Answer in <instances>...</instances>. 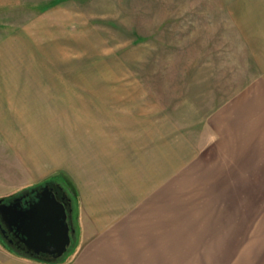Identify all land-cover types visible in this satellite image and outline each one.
Listing matches in <instances>:
<instances>
[{
    "label": "rangeland",
    "instance_id": "374dc122",
    "mask_svg": "<svg viewBox=\"0 0 264 264\" xmlns=\"http://www.w3.org/2000/svg\"><path fill=\"white\" fill-rule=\"evenodd\" d=\"M262 99L264 0H0V199L64 187L76 231L81 180L101 165L136 190L144 138L169 173L138 206L147 238L170 264L236 262L232 212L263 208L264 184L229 152L255 145Z\"/></svg>",
    "mask_w": 264,
    "mask_h": 264
},
{
    "label": "crops",
    "instance_id": "0c3cea01",
    "mask_svg": "<svg viewBox=\"0 0 264 264\" xmlns=\"http://www.w3.org/2000/svg\"><path fill=\"white\" fill-rule=\"evenodd\" d=\"M261 105L259 119L262 122L258 123L256 142L252 141L255 145L252 144L253 147L250 148V142L242 147L234 146L229 152L231 158L235 160L242 156L240 159L242 165H239L242 171H252L254 168L259 170V175L254 180L256 185L264 184V101ZM61 118L74 119L73 112ZM54 119H57V116ZM144 134L143 132L142 135ZM142 142L139 151L140 160L136 165V173L140 178L136 190L133 186L131 191H126L125 187L122 190L119 182L111 180L104 182L106 176H110L111 179V170L101 165L97 166L94 177L81 180L82 199L86 204L81 213L83 226L76 230V246L67 257L57 261L33 257L18 252L8 245L0 244V264H170L169 244L159 240L154 242L147 238L150 221L147 211L146 215L144 214L145 220L139 223L141 209L139 210L138 206L145 201L155 199V190L163 186L164 179L169 177L167 162L164 164L161 158L154 165L151 154L147 152V141L143 138ZM248 154L255 157L253 164L243 160V158L249 159ZM255 194L256 196H252L254 199L264 201V187L259 188ZM117 200L120 202L116 206L114 201ZM92 202H96V208L91 207ZM251 210L245 213L246 210L241 212L235 209L232 212L234 216L240 214L241 217L243 216L241 225L237 226L240 227L241 236L247 239L240 241L242 245L238 250L241 249L242 252L236 254V262L232 261L229 264H264V207L257 208L253 214ZM250 215L258 216L257 220L254 221L255 219ZM74 216L77 222L76 213ZM233 230L234 226L227 232L232 233Z\"/></svg>",
    "mask_w": 264,
    "mask_h": 264
},
{
    "label": "water",
    "instance_id": "95a60500",
    "mask_svg": "<svg viewBox=\"0 0 264 264\" xmlns=\"http://www.w3.org/2000/svg\"><path fill=\"white\" fill-rule=\"evenodd\" d=\"M29 206L21 204V197L9 202L0 199V221L22 237L36 252L61 258L71 244L75 229L68 222V210L47 184L36 194Z\"/></svg>",
    "mask_w": 264,
    "mask_h": 264
},
{
    "label": "flooded vegetation",
    "instance_id": "af4514ba",
    "mask_svg": "<svg viewBox=\"0 0 264 264\" xmlns=\"http://www.w3.org/2000/svg\"><path fill=\"white\" fill-rule=\"evenodd\" d=\"M50 188L53 189V191L56 194V197L62 201L66 209L68 210V222L71 225L72 228L75 226V216H74V202L71 196L68 194L67 190L64 187L55 186L52 184H48ZM39 190H35L32 192H26L22 194L21 197V204L24 207L29 206L32 202L37 200V192ZM17 198V197H16ZM13 200V199H12ZM11 201V200H9ZM8 201V202H9ZM76 228V227H75ZM74 228V229H75ZM0 238L12 249L25 253L29 256L33 257H44L49 259H54L52 254L44 253V252H36L34 249L29 248V246L23 242L22 237L19 236L14 229H11L9 226H7L2 220L0 221Z\"/></svg>",
    "mask_w": 264,
    "mask_h": 264
},
{
    "label": "trees",
    "instance_id": "16d2710c",
    "mask_svg": "<svg viewBox=\"0 0 264 264\" xmlns=\"http://www.w3.org/2000/svg\"><path fill=\"white\" fill-rule=\"evenodd\" d=\"M75 227H76V225H75ZM76 232V231H75Z\"/></svg>",
    "mask_w": 264,
    "mask_h": 264
}]
</instances>
